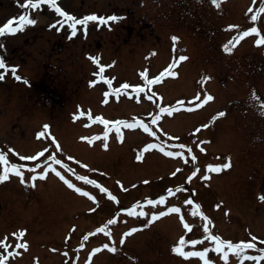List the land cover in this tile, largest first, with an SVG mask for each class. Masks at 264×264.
<instances>
[{"label":"rangeland","instance_id":"374dc122","mask_svg":"<svg viewBox=\"0 0 264 264\" xmlns=\"http://www.w3.org/2000/svg\"><path fill=\"white\" fill-rule=\"evenodd\" d=\"M1 1L0 27L13 17L18 23V17L26 13L38 21L14 34L0 36V55L25 78L12 80L8 72V76L0 80V151L7 154L10 162L29 166L23 168V181L10 173L7 180L0 182V239L10 235V231L23 229L28 233L24 241L29 251L14 264H89V260L90 264H203L200 257L186 258L173 250L181 237L202 241L186 245L185 251L212 248L208 257L213 264H241L236 252L225 248L229 251V260L224 261L223 252H215V242L204 239L203 225L208 221L199 215L201 211L211 221L208 227L214 235L234 243H255V249L245 250L247 256L264 255V199H261L264 196V110L260 101L252 98L255 90L264 99V45L256 44L258 34L245 37L235 46L237 51L240 45L248 44L242 51L225 53L219 44L225 45L230 38L224 42L220 39L218 18L211 17V28L202 25L197 29L203 33L196 45L197 52L191 45L187 51L212 73H199L190 66L187 74L188 61L177 60L182 53L175 57V49L186 46L181 36L191 40V32L183 22L186 19L190 27L194 26V19L191 21L190 15L185 16L191 6L181 7L182 1L190 0H66L63 4L79 18L85 13L121 17L119 21L110 22L111 27L92 28L87 37L44 30L47 23L54 21L44 4L45 9L35 13L30 6L25 7L27 0ZM207 1L201 0V6ZM232 2L235 1L221 0L220 7L212 5L205 11L201 8L200 12L207 15L214 6V11L231 9L224 22L239 26L225 30L231 37L253 26L264 34V13L257 21L250 19L264 0H239V9L232 6ZM209 33L212 41L207 38ZM173 36L182 40L174 42ZM91 57L109 65L105 76L112 79L114 89L121 90L122 85L128 83L127 91H134L136 86L145 84L142 72L147 70L148 78L154 79L176 58L177 75L164 76L148 87L157 103L146 94L132 93L128 99L121 92L119 97L110 96L111 100L119 99V103L114 104L103 98L104 86L97 84L88 88L89 82L96 78L95 74H90L95 70L87 60ZM252 66L260 71L259 75L252 74ZM53 74V87L47 89ZM204 76L211 79L201 83ZM45 91H51V99ZM207 94L214 99L201 104ZM59 95L61 99H57V103L65 104L60 108L52 101V96ZM197 96L199 100L195 99ZM140 98L138 103L133 100ZM180 101L183 104H178ZM160 106H173L176 110L160 114ZM77 107L86 114L90 111L93 118L75 120L77 111L80 115ZM147 109L148 112L138 113ZM220 112L226 114L218 116ZM155 114H160L161 119L155 127H150L155 132L159 127L157 135L148 138L144 145L166 143L168 148L165 151L149 149L150 156L145 163L150 165H142L139 156L131 155L134 149L140 154L144 151L139 149L144 141L139 136L142 133L134 136L132 132L122 140L121 136L134 128L123 125L117 132L114 123L105 125L94 119L100 115L108 121H128L137 116L147 119ZM51 121H54L53 126ZM40 132L45 136H40ZM105 132H108L107 137ZM56 142L60 149L55 148ZM180 143L186 145L183 155L169 157L166 152L180 151L177 147ZM132 147L135 148L131 151ZM45 148L49 151L38 161L21 159ZM53 151L68 165L67 168L57 165V170L77 187L92 193L96 200L69 187L52 171L46 178L38 176L33 185L31 177L36 173L29 169L39 163L37 172L43 171L46 158ZM228 158L231 167L220 172L209 170V165L226 163ZM160 160H165L168 166L158 168L154 163ZM196 169L199 171L192 176ZM2 171L0 163V174ZM79 175L96 180L97 185L80 180ZM100 184L116 196L118 202L103 192ZM177 187L184 190L176 192ZM169 188L174 190L172 195H167ZM161 195L167 196L166 203H147L149 199L158 200ZM188 199L193 203L186 204ZM138 202L142 207L136 209L137 213L147 212V216L126 211ZM196 204L200 209H196ZM172 206L180 207L181 213H168L152 220L153 212H165ZM113 219L115 223L108 225L110 236L97 232ZM185 221L194 225L191 231L184 226ZM133 228L137 230L132 232ZM85 235L88 240L80 247ZM113 243L116 252L102 247ZM95 248L101 251L93 255ZM242 264H264V259H245Z\"/></svg>","mask_w":264,"mask_h":264},{"label":"snow or ice","instance_id":"6c2138e0","mask_svg":"<svg viewBox=\"0 0 264 264\" xmlns=\"http://www.w3.org/2000/svg\"><path fill=\"white\" fill-rule=\"evenodd\" d=\"M212 3L215 4L217 7H220L221 4V0H212ZM42 4H48L51 6V8H53L55 10L56 13L59 14V16L62 17L61 20H57L54 24H50V27H55L57 24L60 25V29L63 28V26L65 24H68L70 29H71V36H76L77 32H78V25L79 26H83V31L85 32V34L87 33V29H88V25L90 21H98L100 25H105L108 24L109 21H119L121 19V17L117 16V15H111V16H107V17H103V16H98V15H87L84 16L83 18H77L75 15H71L69 14L67 11H65L62 7L59 6V4L57 3V0H27L25 7L27 8L28 6H30L31 8H35V9H39L40 6ZM249 11H252L251 9ZM264 13V4H261L258 12L255 15H252L250 17V19L252 21H257L260 14ZM37 19L36 18H32L30 17L29 14H24V15H20L18 17V23H17V18L13 17L12 19H9L2 27H0V36L5 35L6 33L9 34H14L18 31H20L21 29L25 28L27 25H35L37 23ZM15 25V26H14ZM110 26V25H109ZM239 28L238 25H228V30L231 29H236ZM59 30V29H58ZM256 33L259 35V38L256 40V44L257 45H264V34L261 33L260 28L258 27H250L247 30H241V31H237L236 34L232 37V39L226 43L223 47L224 50L226 52H232L235 48V46L237 44L240 43L241 40H243L245 37ZM174 42H178L179 41V37L178 36H173L171 38ZM91 59H93V61L98 65L99 67V71L96 73V75L98 76L99 80L102 81H106L107 85L111 88V85L113 83L112 79H109L105 76V69L107 67H109V65H105L102 64L100 62V59L97 57H91ZM178 59L180 61L186 60L188 59L187 56L184 55H180L178 57ZM177 67V60L173 59L172 63L163 71L161 72L158 76H156L154 79H149L148 78V72L147 70H145L144 72L141 73V75L144 77L145 80V84L143 86H136V94L137 96L139 95V93L145 92V89L150 87L151 85L158 83L159 81H161V79L164 76H176L177 73L174 71V69ZM0 69L4 70V73H0V79L4 78V75L8 72L9 70V65L6 63L4 57L2 55H0ZM11 72L12 74L16 77L17 80L22 79V77H20L19 75H16L17 73V67L16 66H12L11 67ZM211 79V77L208 76H204L201 80V83H206L207 80ZM97 81H92V84H95ZM130 87V85L128 83H124L122 85V88L124 90H127ZM113 92H115L116 96L119 97L120 95V89H112ZM111 93H106V95H109ZM149 99H152V96L149 95L148 96ZM252 98L254 100H259L260 101V105L262 110H264V99H261L257 93L255 92V90L252 93ZM195 99L199 100L200 97L197 96ZM214 97L211 94H207L206 97L201 101V104H206L208 101L213 100ZM107 102V101H105ZM178 104H183V101L178 102ZM199 106V105H198ZM175 107L173 106H168V107H161L160 108V114L163 113H171L173 111H175ZM160 114H155L153 119L151 120V124L155 125L157 124V122L161 119V115ZM226 113L224 112H220L218 113V116H224ZM80 115L83 116L84 112L81 111ZM89 119H91V112L89 111L88 113ZM217 117H213V119H216ZM96 119L100 120L103 124L108 125V124H115L117 132H119V128L120 126L126 125L129 128H135L138 125L140 127L143 128V130L145 132H149L151 133V135L153 137H155L157 135V133L155 131L152 130V128L149 126V123H145L143 120H137L135 123H130L127 120H116V121H108L105 120L102 116L101 117H97ZM45 128H48V125L44 126ZM201 127H207V125H202ZM109 131H111V129H109ZM196 131H199V128L196 129ZM40 136H45L44 132H40L39 133ZM108 132L104 133V136L107 137ZM98 138V137H97ZM53 140H55L56 138L53 136L52 137ZM82 139H89L88 137H83ZM121 139H123V137L121 136ZM60 144L59 142H56L55 144V148L56 149H60ZM104 147L107 148L108 144L105 143ZM186 145L183 143H180L178 145V148L180 149V151H171L168 150L166 152V154L169 157H180L183 155V149H185ZM147 149H155V148H160L161 151H165L168 148V145L166 143H149L146 146ZM189 151H191V149H188ZM48 148H45L44 150L40 151L39 153H37L36 155H28V156H23L21 157L22 160L24 161H38L39 157H43L45 155V152H48ZM17 155H19V153H17ZM69 159H72V157H69ZM193 159H195V156H193ZM0 163L3 164V171L2 174H0V181L3 180H7L9 178V174L10 173H15L18 177H20V179L23 181L24 180V176L25 173L23 171V168H28L29 166L27 164H20V163H12L10 162L7 154L3 151H0ZM57 165H63L64 167H68V165L64 164V161L61 159L57 158V154L56 152H49L46 161H45V169L41 172H37V169L40 167V164L37 163L34 167H31L29 170L33 173H36L35 175H33L31 177V181L33 183V185L35 184V181L37 179V177H41V178H46L48 176L49 171L55 172L56 175L60 176L61 179L65 180V183L68 184L69 187L75 189L77 192L82 193L85 196H90L93 200H96V197L92 195V193L90 192H86L83 188L77 187L76 184H74L71 180L65 179V177L62 175V173L60 171L57 170V168L55 166ZM84 167H88L87 164L84 165ZM231 167V160L230 158H228V162L226 163H220V164H215V165H209L208 168L210 171H215V172H220L225 168H229ZM180 171V169H177V172ZM197 171H199V169H196L193 173L192 176H195ZM173 175H175V173H173ZM78 178L82 181H85L88 184L91 185H97V181L94 179H90L88 176H82L79 175ZM207 177H205L206 179ZM189 181L192 179V177L190 176ZM147 183V182H146ZM99 188L103 191L106 192L108 194V196L114 200L118 202V199L116 196H114L107 188H105L102 184L98 185ZM184 189L182 187H177L175 189L176 192L179 191H183ZM173 189L169 188L167 190V195H172L173 194ZM261 199H264V196H261ZM167 201V196L166 195H161L159 197L158 200H152L149 199L147 201L148 204H164ZM186 204H191L193 203V201L191 199H188L185 201ZM142 205L138 202L136 205H134L132 208L126 209V211H128L130 214L133 215H141V216H147L148 213L147 212H139L137 213L136 209L137 208H141ZM200 205L196 204V209H200ZM217 207H219V205H217ZM181 208L180 207H176V206H172L170 208L167 209V211L165 212H153L151 214V218L152 220L157 219V217L160 216H164L167 215L168 213H181ZM196 214V211L193 210V215ZM199 215L206 221H208V223H211V221L209 220V218L207 216H205V214L201 211L199 213ZM181 219L183 220V215H181ZM115 223V220H109L108 224H106L104 227L98 228L97 232H105L107 233L109 236L111 235V231L108 227V225ZM208 223H205L203 225L204 230H205V237L204 239H208L210 241L215 242L214 244V248H215V252L216 253H221L223 252V260L224 261H228L229 260V251H234L237 254V257L240 259L241 264L243 262V260L245 259H253V260H261L264 259V255L262 256H253V257H248L245 250L247 249H255L256 248V244L252 243V242H244V241H240L238 243H234L232 240H225L222 239L221 236L219 235H214L212 233V231L209 229L208 227ZM184 226L191 231L192 228L194 227V225L192 224H188L186 221L184 223ZM137 229L133 228L131 229L132 232H135ZM26 230H21L20 233H13V236H18L21 237L23 236L24 232ZM89 235H92V233H89ZM127 235V234H125ZM255 239V237L253 238ZM88 240V235H85L83 237V241L81 242L80 247L84 246V242H86ZM121 243H123V239L120 241ZM202 241L199 239H192V240H187L183 237H181V239L179 240L178 245L174 246L173 250L176 253H179L180 255L184 256V257H192V256H196V257H200L203 259V264H213L212 260L209 259L208 257V253L210 251H212V248L210 247H205L202 251H185V247L188 244L191 245H197L199 243H201ZM0 244L3 245L4 248H11V245L9 243H7V238H5V240L0 241ZM27 248L28 245L27 243H18L16 245V248ZM103 248H111L112 252H116L117 248L115 246V243H113L111 246L109 244H104L102 246ZM225 248H227L229 251H225ZM101 251V248H95L93 249V255L96 252ZM13 253L9 252L8 255H12ZM7 256L4 257V260H7ZM0 264H3V261H0ZM89 264H90V260H89Z\"/></svg>","mask_w":264,"mask_h":264}]
</instances>
